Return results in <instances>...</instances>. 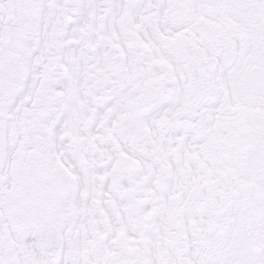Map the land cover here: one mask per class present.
I'll use <instances>...</instances> for the list:
<instances>
[{"label": "snow or ice", "instance_id": "1", "mask_svg": "<svg viewBox=\"0 0 264 264\" xmlns=\"http://www.w3.org/2000/svg\"><path fill=\"white\" fill-rule=\"evenodd\" d=\"M0 264H264V0H0Z\"/></svg>", "mask_w": 264, "mask_h": 264}]
</instances>
